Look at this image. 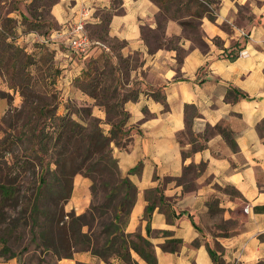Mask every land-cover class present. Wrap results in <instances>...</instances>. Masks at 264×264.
<instances>
[{
	"label": "crops",
	"instance_id": "1",
	"mask_svg": "<svg viewBox=\"0 0 264 264\" xmlns=\"http://www.w3.org/2000/svg\"><path fill=\"white\" fill-rule=\"evenodd\" d=\"M245 5L248 21L239 15ZM48 11L47 19H39L51 24L47 35L24 33L20 27L16 41L28 52L35 44L46 45L62 70L57 86L64 96L85 61L109 48L105 41L122 44L121 56L139 53L143 60L132 72L140 89L122 105L128 114L127 145L113 148L122 176L138 189L127 233L148 238L158 264H214L210 250L222 255L223 264H264V0H221L216 20L201 23L205 48L182 40V57L176 49L150 51L144 31L157 28L160 11L152 0H53ZM106 19L104 34L100 29ZM80 22L96 47L88 56L67 58L70 29ZM179 34L170 22L165 36ZM4 82L8 90H0L10 96L12 89ZM5 101L0 99V105ZM92 108L106 121L102 108ZM157 189L168 208L151 197L157 204L148 237L145 211L150 191ZM91 199L90 180L77 176L68 208L83 214ZM171 239L182 242L177 253L162 249ZM119 263L84 252L57 264Z\"/></svg>",
	"mask_w": 264,
	"mask_h": 264
},
{
	"label": "rangeland",
	"instance_id": "2",
	"mask_svg": "<svg viewBox=\"0 0 264 264\" xmlns=\"http://www.w3.org/2000/svg\"><path fill=\"white\" fill-rule=\"evenodd\" d=\"M30 1L0 0V21L5 23H9V19H15L18 22L23 21L20 15L24 16V13L26 15V10H29L30 7L35 8V14L47 19L48 10L53 0H32L33 3L31 2L32 4L30 3L29 7L27 3ZM189 1L179 0L169 8H165L168 11H163L162 13L160 10L158 12L156 16L157 28L155 30L148 28L144 31L150 51L153 52L159 48L176 49L180 57H182L185 53L179 47V42L182 40H188L198 48H205L202 40L204 33L201 21L190 16V13L195 11V9L193 5L187 7ZM41 8L42 12L39 11ZM216 9H218L216 5L209 8L211 11L214 10L213 13L217 14L218 11ZM239 15L247 21L252 19L248 5L240 7ZM170 22L179 27L181 34L173 35L171 38L165 36L167 25ZM182 23L192 25L185 29L186 27H183ZM13 24L11 22L12 26H14ZM192 26L198 28V31H192V28H190ZM97 34L101 35L102 33ZM243 36L245 37L246 33H243ZM216 43L219 44L218 41ZM105 44L109 48H103L105 56L98 62L95 75L92 73L90 79L83 81L87 70L85 69L87 68L86 65L92 59L90 58L85 61L84 68L80 70V74L73 80V89L68 93V96H63V91L59 92L57 86V82L61 80L60 73L62 70L59 69L58 63L50 57V53L43 52L45 53L44 56L37 55L35 58L33 57L34 61L30 62L31 65L28 67L30 78L28 79V87L24 88L25 93L22 94V91H16L17 89L9 91L11 95L7 97L8 101L0 105V139L5 137V140L15 141L21 133L23 134V138L15 145L14 151L11 154H5L4 158H0V184L12 182L13 187L19 191L14 198L11 196L8 199H3L0 194V250L3 248L1 239L5 238L14 255L12 258H9V254L4 255L0 258V263L11 261L14 264H57V259L44 250L42 243L35 242L34 234L32 233V212L37 203L40 176L44 174L47 175L48 181L53 183V189L49 195L42 199L41 204L47 205L50 210H60L64 213V223L66 222V225L64 223V226L60 224L62 230L56 229L54 232L60 235L64 241L60 244L63 252L71 247L69 237H67L65 232L67 233L71 222L69 216L74 214L75 211L68 208V204L73 195L71 187L73 184L75 185L76 177L83 175L78 174L75 178H71L69 175L66 177L59 175V159L54 147L51 146L47 152L42 153L40 150L42 147L37 144V140L32 134L31 129H34L41 119L28 114L31 108L36 105L41 106L50 103L56 107L57 115H69L71 119L81 122L87 129V134L92 135V133L97 132L100 123V127L105 133H109L112 123H117L122 119L121 109L123 108L114 106L117 104L122 106L124 103L122 98L134 99L135 94L140 89V83L132 77V72L140 70L143 60L139 53L128 58L121 56L120 51L123 45L119 42L105 41ZM106 53L109 56H106ZM128 84H132L130 89L127 88ZM93 85L94 88H97L96 100L89 95L92 91L90 86ZM0 89L8 90L2 77H0ZM82 98H88V100H83ZM90 100L91 102H89ZM98 104L102 110L104 108L100 104L109 107V113L104 110L107 113L106 121H103L93 113L92 107L98 106ZM31 105L32 107L30 108ZM19 112H21V115ZM26 123L29 126L26 127ZM52 123L53 121H48L51 133L54 130ZM67 170V173H69L71 166ZM59 181L63 184L61 185ZM90 183L92 193L90 207L93 205H104L107 190H105L100 181H97L95 192H93L91 180ZM69 195L71 198L68 201L64 200ZM76 215L78 216L77 213ZM106 220L107 216L99 219L91 227V233H99L101 224ZM36 229L38 234L41 235V230L38 227ZM84 231L88 232L90 228H85ZM217 231L216 229L214 233L217 234Z\"/></svg>",
	"mask_w": 264,
	"mask_h": 264
},
{
	"label": "trees",
	"instance_id": "3",
	"mask_svg": "<svg viewBox=\"0 0 264 264\" xmlns=\"http://www.w3.org/2000/svg\"><path fill=\"white\" fill-rule=\"evenodd\" d=\"M152 1L158 4L163 13V11H168L165 8H169L179 0ZM215 1L190 0L187 7L193 5L195 9V11L190 13V16L200 20L201 23L205 18L214 22L216 14L213 13L214 10L211 11L209 8L216 5L219 9L221 5V0ZM31 4L28 6L30 7ZM35 12V8L30 7L27 10L29 17L24 12H22L24 16L20 15L23 21L18 22L15 19H9V23L0 21V74L5 78L10 89L22 91V94L25 93L24 88L28 87V79L30 78L28 67L31 65L30 62L34 61L33 57L35 58L37 55L44 56L45 53L43 52L49 53L46 45L35 44L36 46L34 45L33 51L28 52L25 47L17 44L16 34L20 27H22L24 33H39L44 36L51 31V24L46 21L44 22V20L40 21L39 19L42 17L35 14ZM11 22L14 23V26L11 25ZM108 23L109 20L106 19L100 29L104 34L107 31ZM191 25L189 23H182V26L186 27L185 29H188ZM190 28H192V31H198V28L195 26ZM95 47L96 44L93 45L90 53ZM104 56L105 54L103 53V55L87 63V68H85L87 69L86 73L84 77L82 76L83 81L90 79L92 73L95 75L97 64ZM106 56H109L108 53H106ZM90 88H92V91L89 95L96 100L97 88H94V85L90 86ZM8 96L7 93L0 90V99L7 98ZM127 100L129 98H122L123 102ZM100 106L109 113L107 105L100 104ZM114 107L121 108L122 106L117 104ZM121 110L122 119L117 123H112L109 133H105L100 127V123L97 132L92 133V135L86 133L87 129L81 122L71 119L69 115H57L56 107L50 103L41 106L36 105L31 108L28 114L41 119L35 125V128L31 129L32 134L35 140H37V144H40L42 147L40 148L42 153L47 152L51 146L54 147L59 159L60 176L66 177L69 175V177L75 178L76 175L81 174L92 181L93 192H95L97 181H100L105 190H107L104 205H93L85 213L78 216L75 212L74 214H70L69 218L71 222L65 234L69 237L71 247L63 252L60 244L64 241L60 235L55 234L54 230H62L60 224L64 223L65 215L60 210H50L47 205L41 204L42 199L52 191L53 183L48 181L46 174L40 176V184L37 189V203L32 212V233L34 234L35 242L42 243L44 250L47 253H51L57 259V263L62 259L74 258L76 253L90 252L93 256L106 263L118 260L119 264H139L133 257V254H135L146 264H158L153 243L140 234H130L126 231L132 209L136 204L138 189L127 177L122 176L118 161L113 156L114 146L125 148L128 142L129 131H125L128 114L123 109ZM19 113L21 115V112ZM49 120L53 121L52 126L54 130L52 133L48 124ZM28 123H26V127L29 126ZM223 134L227 135L225 131ZM4 138L0 139V158H4L5 154H11L14 151L15 145L23 138V134L21 133L15 141L5 140ZM230 143L235 148V144L233 142ZM69 166H71V170L67 173ZM138 169L139 166L134 171ZM190 169L191 167L186 168V174ZM59 183L63 184L60 181ZM13 186L12 182L0 184V194L3 199L11 198V196L14 198L16 196L19 191ZM73 189L74 184L71 187L72 193ZM150 192V198L148 197L149 205L145 211V217L148 221V237L152 234L150 221L157 204L156 201L153 202L151 200V197L158 200L162 206L168 208L166 198L160 190L157 189ZM70 195L64 200L68 201L71 198ZM106 216L107 220L101 224L100 232L91 233V227L99 219ZM64 224L66 225V222ZM37 227L41 230V235L38 234ZM85 228H90V231H84ZM161 234L165 237L170 236L168 232H161ZM1 243L3 244V248L0 250V258L8 254L10 255L9 258H12L14 255L8 246L7 239H1ZM181 244L180 240L171 239L162 246V249L165 252L177 253ZM209 253L214 264H223L222 255L212 250Z\"/></svg>",
	"mask_w": 264,
	"mask_h": 264
},
{
	"label": "built area",
	"instance_id": "4",
	"mask_svg": "<svg viewBox=\"0 0 264 264\" xmlns=\"http://www.w3.org/2000/svg\"><path fill=\"white\" fill-rule=\"evenodd\" d=\"M69 35L70 37L66 46V57L80 59L81 57L88 56L94 43L87 32L86 24L80 22L74 25L70 29ZM45 42L48 43L49 40ZM241 55H246V52L243 51Z\"/></svg>",
	"mask_w": 264,
	"mask_h": 264
}]
</instances>
